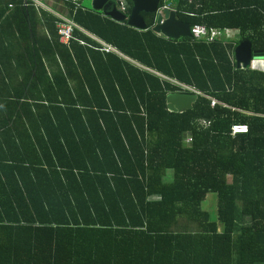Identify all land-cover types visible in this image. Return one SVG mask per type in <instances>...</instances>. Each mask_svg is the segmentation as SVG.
<instances>
[{
    "label": "trees",
    "instance_id": "obj_1",
    "mask_svg": "<svg viewBox=\"0 0 264 264\" xmlns=\"http://www.w3.org/2000/svg\"><path fill=\"white\" fill-rule=\"evenodd\" d=\"M64 4L69 44L58 12L0 0V264H264V71L233 58L247 39L264 54V0L171 3L191 26L240 29L227 44ZM93 36L123 56L79 41ZM182 84L198 99L169 110Z\"/></svg>",
    "mask_w": 264,
    "mask_h": 264
},
{
    "label": "water",
    "instance_id": "obj_2",
    "mask_svg": "<svg viewBox=\"0 0 264 264\" xmlns=\"http://www.w3.org/2000/svg\"><path fill=\"white\" fill-rule=\"evenodd\" d=\"M121 3L122 0H92V8L101 11L115 21H126L129 26L138 30L144 31L150 28L155 33L171 39L192 37L190 23L180 20L176 10L165 5L161 6V0H132L129 12L120 9ZM142 12L154 15L151 26L142 16ZM234 53L237 68L243 69L251 67L254 57L264 56V54L253 51L252 43L248 39L239 43ZM198 96L197 93L189 91L169 93L167 95L168 108L172 111L184 112L193 107Z\"/></svg>",
    "mask_w": 264,
    "mask_h": 264
},
{
    "label": "built area",
    "instance_id": "obj_3",
    "mask_svg": "<svg viewBox=\"0 0 264 264\" xmlns=\"http://www.w3.org/2000/svg\"><path fill=\"white\" fill-rule=\"evenodd\" d=\"M28 1H30V3L32 2L33 5L37 9H45V10L50 9L48 3L41 2V0H28ZM58 1H62V3L71 2L75 5L76 8H79V7L84 8L83 2L85 0H58ZM9 7H12V4H10ZM120 9L122 11H126V5H125L124 0H122ZM57 15L60 18V21H58V23H57L60 41L64 44H69V42L72 39H74L73 33H74V28L76 25L73 22V20L67 18L66 16L59 14V13H57ZM191 34H192V38L195 40H205V41L219 40V41H223L226 43H229V42L236 40V39H239L241 37L239 29L228 28V27H223V28L208 27V26L203 25V24H195V25L191 26ZM237 36H238V38H237ZM93 38L99 43V46L91 45V44H89L83 40H79V41L83 45H89V46H91L97 50L102 51V52H106V53L114 52V53H118V54L120 53L119 50L117 49V47H115L114 45L106 43V42L102 41L101 39L97 38L96 36H93ZM261 66H262V70L264 71V58L262 60ZM181 86L185 90H189V92H195L199 95V92L197 90H195V88L186 86L184 84H182ZM215 102L216 101L213 100L212 105H214ZM196 124L203 126V127H207L209 125V122L204 120V119H198V120H196ZM247 130H248V126L246 124L237 123V124H234L232 126L231 133L233 135H235L237 133L246 132ZM191 141H192V136L190 135V133H188L186 138H185V143L190 144Z\"/></svg>",
    "mask_w": 264,
    "mask_h": 264
},
{
    "label": "crops",
    "instance_id": "obj_4",
    "mask_svg": "<svg viewBox=\"0 0 264 264\" xmlns=\"http://www.w3.org/2000/svg\"><path fill=\"white\" fill-rule=\"evenodd\" d=\"M53 1L54 0H41V2H44V3H48V5H49V7H50V9L49 10H47V11H52V12H61L62 10H63V7H65V4L64 3H62V2H59V1H57L56 0V2H54L53 3ZM125 1V5H126V7H127V2H128V0L126 1V0H124ZM169 2H171L172 4L175 2V0H164V5H166V6H168V7H170L171 9H174L172 6H171V3H169ZM51 3L53 4V5H55V6H52L51 5ZM83 5L85 6V4H84V2H83ZM56 6L58 7V8H61V9H59V10H57V8H56ZM85 7H88V6H85ZM36 8V7H35ZM92 8V7H91ZM37 9V8H36ZM101 12V11H100ZM124 12H126V11H124ZM5 13H6V8L4 7V6H2V5H0V19L5 15ZM102 13V12H101ZM60 14V13H59ZM103 14V13H102ZM104 15V14H103ZM235 29H238V28H235ZM240 30V29H239ZM143 31V30H142ZM241 33V32H240ZM158 35H160V34H158ZM163 36V35H162ZM241 36V35H240ZM97 38H99V39H101L100 37H98V36H96ZM165 37V36H164ZM190 38H192V37H190ZM241 38V37H240ZM239 38V39H240ZM239 39H236V40H233V41H231V42H237V40H239ZM102 41H104L103 39H101ZM198 41H204V42H207V43H209V42H212V41H205V40H198ZM217 41H219V40H217ZM244 41V40H243ZM104 42H106V41H104ZM221 42H223V41H221ZM231 42H229V43H231ZM242 42V41H241ZM240 42V43H241ZM106 43H108V42H106ZM224 44H227L226 42H223ZM110 44V43H109ZM236 48V47H235ZM118 49V48H117ZM119 50V49H118ZM234 51H235V49H234ZM120 52V51H119ZM106 53V52H105ZM111 53H114V52H111ZM117 55H119V56H123V54L120 52L119 54L118 53H116ZM233 58H234V61H235V53H234V55H233ZM262 58H264V56L262 57ZM134 62V61H133ZM235 63H236V61H235ZM251 68H253V67H251ZM254 69H259V70H262V66L260 65L258 68H254Z\"/></svg>",
    "mask_w": 264,
    "mask_h": 264
},
{
    "label": "rangeland",
    "instance_id": "obj_5",
    "mask_svg": "<svg viewBox=\"0 0 264 264\" xmlns=\"http://www.w3.org/2000/svg\"><path fill=\"white\" fill-rule=\"evenodd\" d=\"M127 1V0H126ZM85 6L92 7V0H85L84 1ZM238 38V36H237ZM262 57H254L251 61V67L258 68L260 65H262ZM169 175L167 180L171 179L172 176V170H169ZM203 208L208 210L211 213L212 218L216 219V211H217V196L215 193H208L207 198L203 203ZM222 229V228H220Z\"/></svg>",
    "mask_w": 264,
    "mask_h": 264
}]
</instances>
